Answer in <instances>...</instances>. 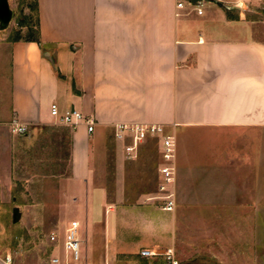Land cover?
I'll return each instance as SVG.
<instances>
[{
    "label": "crops",
    "instance_id": "crops-1",
    "mask_svg": "<svg viewBox=\"0 0 264 264\" xmlns=\"http://www.w3.org/2000/svg\"><path fill=\"white\" fill-rule=\"evenodd\" d=\"M37 1L40 44L15 38L0 50V123L40 130L55 123L52 104L94 121L91 133L85 125L63 126L70 131V177L84 205L76 212L85 220L84 252L90 242L100 261L117 253L163 261L139 255L156 251L154 242L118 243L114 216L104 211L106 190L93 181L105 175L112 143L122 202L146 175L158 185V141L149 139L157 163L144 143L127 159L114 138L118 124H154L174 137L197 134L221 145L202 157L208 163L197 189L196 157L186 155L177 206L209 210L216 231L200 239L218 264H256L264 252V0H185L182 8L178 0ZM134 218L121 220L127 235L140 231Z\"/></svg>",
    "mask_w": 264,
    "mask_h": 264
},
{
    "label": "rangeland",
    "instance_id": "rangeland-1",
    "mask_svg": "<svg viewBox=\"0 0 264 264\" xmlns=\"http://www.w3.org/2000/svg\"><path fill=\"white\" fill-rule=\"evenodd\" d=\"M8 1L13 18L7 29L0 31L1 51L6 42L18 37L21 40L28 38V29L19 26L23 18L32 16L31 22H35L34 0ZM3 69L2 82L5 84L8 70L6 66ZM175 139L176 179L186 155H193L196 157L192 161L196 177L193 186L197 189L201 185V166L208 163L202 157L220 153L221 145L215 144V141L210 144L197 134L191 137L179 134ZM143 146L149 157L158 163L156 142L148 140ZM152 170L155 171L154 168ZM146 176L145 185L131 187L122 202L115 150L110 144L106 173L93 178V181L97 188L106 190L104 211L105 214L110 211L114 216L118 243L130 242L128 239L137 241L138 238L140 241L154 242L158 246L157 252L171 247L179 264H218L215 258L209 256L214 249L206 247L207 241L200 239L201 234L216 231L215 219L213 224H209L207 219L209 210L179 208L175 183V208L172 212L164 211L157 201H148L157 194V178ZM76 189L70 177V131L52 122L40 130L27 129L24 134H16L10 126L0 123V253L10 252L17 264H49L52 255L61 253V248L50 242V236L56 234L62 238L64 228L73 220L85 225L84 217L80 213L76 216L80 208L84 210ZM15 208L20 212V219L16 223L13 222ZM132 215L138 217L134 218V228H140L138 235L136 232L135 235H127L126 227L121 225L122 218ZM82 250L89 264H149L137 254L121 253H117L111 262L100 261L98 251L90 242L87 244L88 252H84V243ZM256 264H264V252H261Z\"/></svg>",
    "mask_w": 264,
    "mask_h": 264
},
{
    "label": "built area",
    "instance_id": "built-area-1",
    "mask_svg": "<svg viewBox=\"0 0 264 264\" xmlns=\"http://www.w3.org/2000/svg\"><path fill=\"white\" fill-rule=\"evenodd\" d=\"M185 0H178L177 7L182 8ZM201 13V10H198ZM51 117L55 124L76 129L80 125H85L88 132H93L94 121L75 109L60 112L57 104H52L50 108ZM114 138L124 146L127 159L137 157L139 146L149 139H156L160 147L161 165L159 168V182L157 194L148 198V201H157L166 212H172L175 208V183L177 169L176 160V139L173 135L166 134L161 125L154 124H118L114 128ZM12 131L16 134L27 132L25 126L13 124ZM50 242L57 248H61V253L52 255L49 264H89L88 258L82 250L81 225L77 220L71 221L63 230L62 238L56 234L50 236ZM139 255L147 260L155 257H162L163 261L157 264H179L172 248L164 252L154 250H141ZM0 264H17L10 252L0 253Z\"/></svg>",
    "mask_w": 264,
    "mask_h": 264
},
{
    "label": "water",
    "instance_id": "water-1",
    "mask_svg": "<svg viewBox=\"0 0 264 264\" xmlns=\"http://www.w3.org/2000/svg\"><path fill=\"white\" fill-rule=\"evenodd\" d=\"M192 4H200L202 0H189ZM13 18V12L10 8L8 0H0V31L8 28ZM20 219V212L18 208L14 209L13 222H18Z\"/></svg>",
    "mask_w": 264,
    "mask_h": 264
},
{
    "label": "trees",
    "instance_id": "trees-1",
    "mask_svg": "<svg viewBox=\"0 0 264 264\" xmlns=\"http://www.w3.org/2000/svg\"><path fill=\"white\" fill-rule=\"evenodd\" d=\"M35 22L32 23V16H27L19 23L20 27L28 29V38L25 41H34L40 44L39 40V15H38V1L34 0ZM16 40H21L19 37Z\"/></svg>",
    "mask_w": 264,
    "mask_h": 264
}]
</instances>
